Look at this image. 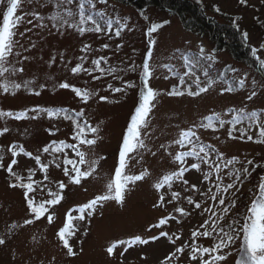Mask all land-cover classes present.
<instances>
[{
    "label": "rangeland",
    "instance_id": "obj_1",
    "mask_svg": "<svg viewBox=\"0 0 264 264\" xmlns=\"http://www.w3.org/2000/svg\"><path fill=\"white\" fill-rule=\"evenodd\" d=\"M202 2L208 15L217 18L218 21L225 22L224 16L226 15L232 17V21L234 20L240 30L248 33L247 40L251 46L259 48L264 45V2L262 0H248L247 6L241 5L239 0H202ZM54 5L55 0H22L21 11L29 15L19 27L18 32H23L26 28H31V31L23 37H18L27 51L17 50L22 53V56H26L27 60H21L18 65L24 68V72L9 75L8 80L16 83L27 81L30 84L27 89L21 88L15 95L3 94L0 91V110L14 112L29 110L31 116L34 113L30 110L37 107L83 109L85 113L83 119L99 129V134L95 136L96 144L85 149L89 161H98L97 171L92 177L82 181L81 185H68L63 201L53 209L57 216L54 224L48 225L46 220H42L16 229L7 245L0 247V264H120L116 257H109L106 253V248L110 243L117 239L127 240L135 235L149 239L153 235H158L160 231V229L147 231L149 224L157 222L160 217L170 212L175 214L173 212L175 206L186 209L191 207L186 200L166 208L153 207L159 195L153 185L162 175L177 168L172 157L160 148V145L163 144L167 148L178 138L181 129L188 128L194 123L199 124L206 116L212 114H218L227 122L239 114L236 110L243 109L248 112L255 111L264 120V80L255 68L246 62L236 60L229 51L216 50L208 36L186 29L181 17L157 7L148 6L143 10H138L130 4L109 0L107 5L97 2L96 9L93 10L85 0V12H90L101 23L111 20L113 30L118 26L127 25L119 38L114 35L109 38L95 33H86L81 36L73 30L57 32L51 27L48 19L56 15ZM213 5H218L221 12L216 13ZM72 7L78 14L76 5ZM32 13H39L46 27H37L36 24L41 21H37ZM145 16L148 17L147 20L144 19ZM27 19H32L33 24H28ZM163 20H169L171 23L153 34L152 39L156 43L149 60L150 69L154 70L149 84L160 95L153 102L155 106L150 113L148 130L152 135L144 137L148 148L156 152V155L153 156L151 152L143 151L142 159L136 156L130 161V166L126 169L128 174H138L145 169L148 174L144 181L130 186L126 194L125 206L112 201L106 202L105 206L98 209L96 215L87 222L86 229L83 223L74 222L82 231L77 234L78 240L73 237L77 254L69 257L58 243L55 233L62 225L67 210L82 205L100 194L112 181L115 168L118 166L122 138L139 102L142 89V64L149 51V37L146 36V29L150 27L151 22ZM104 43H108L110 47L104 49L102 46ZM85 44L92 45V49L86 54L88 60L86 67L92 66V59L103 55L109 58L108 64H102L103 67L116 68V75L124 80L132 81L136 87L128 89L126 93L112 94L105 90L106 83L120 86V80L105 77L102 81H93L87 74L73 76L70 68L79 62L77 58L82 55L80 49ZM118 44L122 46L117 48ZM200 46L206 50L203 58L199 56ZM208 54L214 55L215 58L208 60ZM258 54L264 58V52ZM52 57L56 58L55 63L52 62ZM183 57L199 60V63L195 65L196 74L200 75L202 84L209 82L212 84L207 93L197 97L166 94L173 85L178 83V79L170 76L165 65L174 67L177 73L183 74L185 71ZM129 66H133L135 71L128 70ZM120 69H125V71L121 72ZM95 74L99 75V73ZM165 76H170V78L165 79ZM65 80L77 87L87 88L94 93L98 92L101 96H108L109 100L102 102L94 95L88 104L84 105L74 97L71 90L59 88V84ZM241 80L244 81L243 85L240 84ZM2 82L3 79L0 78V83ZM229 88L231 91H227ZM33 91L40 92V95H34ZM253 91L256 96L248 100L247 97ZM247 123L245 121L237 127H245ZM5 126L10 131L0 137V146L17 143L23 145L34 155L38 154V151L51 140H66L72 131L70 121L50 120L46 114L35 120L16 121L10 118H0V128ZM51 127L59 128L55 136L48 134L47 130ZM228 128L229 125L226 123L225 128L215 133L204 129H197V132L201 142L211 145L215 150L212 151L214 158H216L215 152L218 151L223 153L225 159L238 157L245 167L251 168L246 163L249 159L256 164L264 165V144L229 139L226 135ZM254 133L255 129L252 134ZM89 138L93 136L90 134ZM176 150L178 147L175 145L169 149L173 154ZM4 156L5 163H7L10 156L7 153H4ZM20 159L21 169L25 164L33 166L30 159L24 157ZM42 159L46 161L47 154H44ZM235 167H240V165H235ZM205 170H207L206 166ZM200 175L195 170H191L190 173H186L185 178L190 183H195ZM262 175H264V167L258 168L245 181L239 194L240 207L235 210L236 212L245 211V206L252 199V193ZM52 176L64 179L67 183L66 178L58 170L53 169ZM37 178L42 177L38 174ZM180 188L179 182L173 185V190H180ZM181 194L183 197L184 193ZM190 194L194 199H201L198 193ZM25 217L26 207L22 192L9 189L6 173L0 171V235L8 231V225L12 222L22 224ZM201 219L193 213L191 217L183 218L180 223L170 222L164 230L169 234L182 233L183 238L187 239L190 231ZM199 243L208 246L212 244V240L201 238ZM240 245L241 241H237L231 249L232 254L226 264H235L240 258L238 253ZM170 249L171 245L166 238H161L155 242L150 241L147 245H135L125 253L122 261L123 264H159L160 259ZM122 250L123 248L119 251ZM141 254L146 255L147 259H141Z\"/></svg>",
    "mask_w": 264,
    "mask_h": 264
},
{
    "label": "snow or ice",
    "instance_id": "obj_2",
    "mask_svg": "<svg viewBox=\"0 0 264 264\" xmlns=\"http://www.w3.org/2000/svg\"><path fill=\"white\" fill-rule=\"evenodd\" d=\"M97 2L107 5L109 0H86L91 9H96ZM264 2V0H262ZM202 3V0H197ZM241 5L247 6L248 0H239ZM76 5L78 14L74 12L73 5ZM56 15L49 17L51 27L57 32L63 30H73L83 36L86 33L103 34L111 38L112 35L119 38L121 32L127 25L116 27L113 30L111 20L101 23L90 12H85V0H55ZM0 91L3 94L15 95L21 88L27 89L30 82L16 83L8 80L9 75L23 73L24 68L18 66L21 60H27L26 56L17 49L23 48L18 37H23L31 28H26L23 32H18L19 27L25 22V18L29 15L22 12V0H0ZM216 13L221 12L218 5H213ZM18 12L20 14H18ZM32 16L41 21L36 24L37 27H46L42 22L39 13H32ZM103 18V14H101ZM148 19L147 16L144 17ZM28 24H33L32 19H27ZM171 21L163 20L160 22H151L150 27L146 29V36L149 37V51L142 64V89L139 95V102L130 117L129 124L124 132L122 143L118 154V166L115 168L112 181L107 184L106 189L100 194L95 195L86 203L67 210L62 225L55 233L58 243L66 251L69 257L77 254L73 244V237L79 239L78 233L82 231L74 222H81L87 227V222L91 220L97 213L98 209H102L106 202L112 201L120 206L126 204V194L130 186L137 182L145 180L148 174L147 169L138 174H128L126 169L130 166V161L140 156L142 152L149 151L155 156L156 152H152L145 143L144 137H151L149 118L154 108V101L160 95L153 89L149 81L154 70L150 69L149 60L152 56V49L156 41L152 39L153 34L157 33L165 25ZM244 38L248 39V33H243ZM104 49H108L110 45L104 43ZM122 45H117L119 48ZM35 47V45H33ZM92 49L91 44H85L80 52L78 63L70 68L73 76L87 74L93 81H102L105 77H112L113 80H120V86H114L112 83H106L105 90L112 94L126 93L128 89L135 88L136 85L130 80H124L121 76L116 75L117 69L114 67H103L102 64H108L107 57L101 55L91 60V67H86L87 53ZM264 52V45L259 48L253 47L251 55L255 61L264 69V58L258 54ZM206 50L203 46L199 48V56L203 58ZM212 54L207 55L208 60H213ZM55 57L52 62L55 63ZM185 71L179 74L174 67L165 65L170 76L178 79V83L171 87L166 94L168 96H184L197 97L207 93L211 88V82L202 84L200 75L196 74L195 65L199 63L198 59L183 57ZM71 63V62H69ZM131 71H135L133 66H129ZM121 72L125 69H120ZM95 73H99L96 75ZM207 75V73H205ZM170 76H165L169 79ZM241 80L240 84L243 85ZM60 89L71 90L74 97L80 102L87 105L95 95L100 101L107 102L108 96H101L98 92H93L87 88L77 87L74 84L64 81L59 84ZM195 89V90H194ZM231 91V88L227 89ZM34 95H40V92L33 91ZM256 96L255 91L247 97L251 100ZM33 115H29V110L22 111H2L0 110V118H10L20 121L27 119H38L41 115L46 114L50 120H64L71 122V134L66 140H51L46 143L38 154L27 151L23 145L10 143L7 146H0V171L6 173L7 186L12 190H20L22 192L23 201L26 207V217L23 223L12 222L8 225V231L0 235V247L6 246L8 240L18 228H24L33 225L39 221L46 220L48 225L55 223L57 216L53 209L59 206L64 199V192L69 184L81 185L82 181L92 177L98 166L97 160L89 161L88 153L85 149L91 148L96 144L95 136L99 134V129L93 127L83 119L85 113L83 109L75 110L68 108L45 109L33 108L30 110ZM239 114L234 116L231 121H225L218 114L206 116L199 124H192L188 128L181 129L178 138L166 148L163 144L160 148L164 149L173 161L177 164V168L162 177L153 185L155 191L159 193L154 208H166L169 205H177L182 200H186L191 206L185 207L175 206L173 214L170 212L166 216H162L157 222L147 226V231L160 229L158 235H153L149 239H144L140 235H135L127 240L117 239L107 246L106 253L109 257H116L120 264H123L122 258L129 249L135 245H147L151 242L166 238L171 245L160 259L159 264H226L229 256L232 254L231 249L236 245L237 241H241L238 248L240 258L235 264H264V175L259 177V183L252 193V199L245 206L243 213L235 210L240 207L239 194L243 189L244 183L250 176L264 165L256 164L253 160H247V165L243 166V161L238 157L225 159L223 153L215 152L212 155L211 145H205L201 142L197 129H204L215 133L219 129L225 128L226 123L229 128L226 135L232 140L250 141L257 144H264V120L255 111H245L243 109L236 110ZM247 121V126L237 127ZM255 129V133H253ZM8 127L0 128V137L8 134ZM50 136H55L59 132L58 127H51L48 130ZM93 138H89V135ZM219 139V137H217ZM70 141V142H69ZM173 145L178 150L173 154L169 151ZM4 153L10 156V160L5 163ZM47 154L46 161L42 159ZM135 154V155H133ZM21 157L28 158L33 162V166L25 164L21 169ZM192 158H195L194 160ZM139 163V160H137ZM240 165V167H235ZM205 166L206 169L205 170ZM58 170L66 178L59 179L52 176V170ZM195 170L200 173L197 182L190 183L185 178L186 173ZM227 170V171H225ZM38 174L42 178H37ZM229 182H225V181ZM181 185L180 190H173V185ZM184 193L182 197L181 193ZM190 193H198L201 199H194ZM195 213L202 219L197 222V226L187 236L183 238V234L173 232L169 234L164 230L165 226L175 221L180 223L183 218L191 217ZM87 234L85 230V235ZM212 240V244L205 246L199 241ZM179 242V243H178ZM123 248L122 251H119ZM141 259L146 260L147 256L141 254Z\"/></svg>",
    "mask_w": 264,
    "mask_h": 264
},
{
    "label": "trees",
    "instance_id": "obj_3",
    "mask_svg": "<svg viewBox=\"0 0 264 264\" xmlns=\"http://www.w3.org/2000/svg\"><path fill=\"white\" fill-rule=\"evenodd\" d=\"M130 4L138 10L157 7L173 13L183 20L186 29L208 36L214 43L216 50H227L238 61L246 62L255 68L264 80V69L251 55V46L243 36V32L236 25L232 17L224 16L225 22L208 15L204 3L197 0H116Z\"/></svg>",
    "mask_w": 264,
    "mask_h": 264
}]
</instances>
